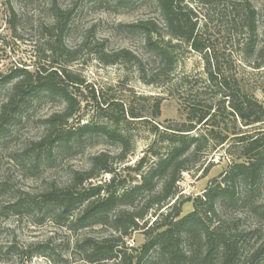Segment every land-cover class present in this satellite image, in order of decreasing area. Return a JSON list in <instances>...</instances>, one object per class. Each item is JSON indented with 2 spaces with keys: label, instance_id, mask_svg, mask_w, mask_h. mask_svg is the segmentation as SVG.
<instances>
[{
  "label": "rangeland",
  "instance_id": "1",
  "mask_svg": "<svg viewBox=\"0 0 264 264\" xmlns=\"http://www.w3.org/2000/svg\"><path fill=\"white\" fill-rule=\"evenodd\" d=\"M248 1L257 12V44L261 46L264 41V0ZM195 2L199 11L202 0ZM233 2L241 4L242 0ZM211 6L215 9L209 12L207 21L203 18L200 23L207 22L206 37L216 49L229 86L237 84L241 92L252 96L264 108V63L258 69L253 67L255 60H264V47L260 55L255 53L244 59L236 45L238 36L234 28L232 35L226 33L228 22L236 17L231 0H212ZM59 12L67 14L66 20L55 25L60 20L57 18ZM200 16L203 17V13ZM145 19H153L159 28L162 27L154 0H0V106L10 95L13 81L6 78L15 68L33 70L50 64L62 66L71 76L84 81L80 88L69 85V91L81 103L75 116L63 126L65 131H74L86 121L106 122L102 119L103 114L93 108V91L100 101H117L125 110L144 116L127 124L122 121L120 110L112 111L110 115L116 117L119 124H107L109 130L124 134L130 147L125 162L119 163L120 168L135 164L157 139L152 122L138 120H151L160 129L168 124L187 122V111L194 99L202 106L216 104L221 92L219 86H209L206 81L203 54L183 45L173 50L175 66L171 73L152 76L159 63L145 49L142 35L129 26ZM236 23L239 26V19ZM173 44H176L175 40ZM123 49L140 58L144 76L136 61L113 57ZM51 50L56 52L51 53ZM110 60L115 62L109 63ZM154 98L160 99V115L156 118L152 115ZM63 106L64 101L58 96L32 93L11 112L0 130V264H86L73 246L75 238L105 233L99 226L70 233L61 225L63 223L54 221V212L43 218L34 207L27 211L15 205L20 197H39L51 186L66 184L73 173L89 167L91 156L97 152H107L117 161L121 144L102 133L81 136L77 132L69 142L62 143L50 154L44 147L35 145L47 133V117L62 111ZM227 112L219 121L221 133L229 137V143L212 149L213 143L209 142L203 148L205 158L182 173L177 197L180 216L197 210L211 229L221 225L230 236L236 233L240 252L237 264H249L254 248L264 240V217L254 209V203L264 196V183L246 204L240 201L233 204L229 195L216 197L215 213H207V216L204 213L206 206H197L195 202V198L204 197L207 190L223 184L225 172L236 159L231 155L233 133L243 135L257 127L264 130V122L246 127ZM203 132L204 126L191 135ZM165 146L166 143L159 140L156 148L162 152ZM37 148L39 156L36 157ZM108 179L109 174L98 178L102 182ZM244 194L245 186L240 184L236 196L241 198ZM147 218L154 219L151 214ZM144 242L142 231H135L125 238L127 246L137 249ZM45 245L48 249L42 250ZM44 251L45 255L41 253ZM219 262L218 252L214 251L206 264ZM254 264H264V256Z\"/></svg>",
  "mask_w": 264,
  "mask_h": 264
},
{
  "label": "trees",
  "instance_id": "2",
  "mask_svg": "<svg viewBox=\"0 0 264 264\" xmlns=\"http://www.w3.org/2000/svg\"><path fill=\"white\" fill-rule=\"evenodd\" d=\"M154 2L159 10L162 27L159 28L153 19L139 20L129 25L142 35L145 49L159 63L152 76L169 75L175 66L173 50L183 45L203 54L206 81L209 86L217 85L221 89L218 102L202 106L194 99L187 111L188 121L168 124L164 129H160L151 120H138L152 122L157 139L148 146L145 154L135 164L120 168L119 163L125 162L130 147L124 134L107 128L108 123L119 124V120L112 117L110 112L120 110L122 121L127 124L143 118V115L133 110H125L114 100L100 101V97L93 91V108L103 114L102 119L106 122L86 121L74 131H65L63 126L75 116L81 103L69 91V85L80 88L84 81L71 76L66 68L53 64L35 67L33 70L15 68L6 78L13 82L11 81L10 95L0 106V130L11 112L32 93L43 92L58 96L64 101L62 111L47 117V133L35 144L40 148L44 147L47 154L62 143L69 142L71 136L77 132L81 136L102 133L121 144L116 162L109 153L97 152L91 156L89 167L73 173L66 184L51 186L42 191L39 197H20L15 205L27 211L29 207H34L42 213L43 218L54 212V221L63 223L61 225L70 233L94 226L105 229V233L100 236L83 235L75 238L73 246L86 264H195L198 261L206 264L210 262L214 251L220 257L219 264H237L240 252L236 233L233 232L230 236L222 230L221 225L211 229L198 215L197 210L180 216L178 182L182 173L190 169V165L204 157L203 148L209 142L213 143L212 149L229 143V137L221 133L219 121L227 109V113L235 121L239 120L246 127H255L264 122V108L252 96L241 92L237 84L234 87L228 84L216 49L206 37L207 22L200 23L203 18L207 21L209 12L215 9L211 6L212 0H202L199 11L195 0ZM231 5L236 11V17L228 22L230 24L227 26V35L234 28L238 36L236 45L244 59L255 53L260 55L264 41L258 46L256 9L248 0H242L241 4L231 0ZM66 15L65 12L57 13L60 20L55 25L65 23ZM236 19H239V26ZM262 38L264 39V28ZM173 40L176 44H173ZM54 52L56 51L51 50V53ZM118 56L128 62L136 61L144 76L145 70L138 56L126 49L113 55L114 58ZM114 62L115 60H110L109 63ZM263 63L264 60H255L253 67L258 69ZM154 99L152 115L156 118L160 115V99ZM202 126L205 127V132L191 135ZM159 140L166 143L162 152L156 148ZM230 146L231 155L236 156V159L225 172L223 184L207 190L204 197L195 198L197 206H206L205 216L210 212L215 213L216 197L229 195L233 204L239 201L246 204L260 191L264 183V130L257 127L243 135L234 132ZM38 151L39 149L38 154L35 153L36 157L39 156ZM103 174H109L107 181L98 180ZM240 184L245 186V194L241 198L236 196ZM254 205L255 211L264 217V196ZM150 214L154 219L147 218ZM135 231H142L145 235V242L138 249L125 244V238ZM43 249H48L47 245ZM45 251L41 253L45 255ZM250 256L252 260L249 264H254L264 256V240L254 248Z\"/></svg>",
  "mask_w": 264,
  "mask_h": 264
}]
</instances>
